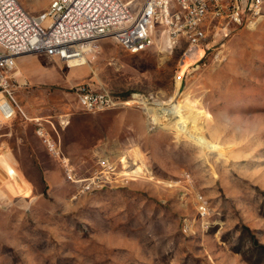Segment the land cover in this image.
Instances as JSON below:
<instances>
[{"label": "rangeland", "instance_id": "374dc122", "mask_svg": "<svg viewBox=\"0 0 264 264\" xmlns=\"http://www.w3.org/2000/svg\"><path fill=\"white\" fill-rule=\"evenodd\" d=\"M36 54L8 74L13 99L0 87V111L15 110L0 112V264H264V10L212 21L196 51L157 30L136 54L104 39L80 66ZM81 85L115 105L83 111ZM171 105L181 128H167ZM35 120L76 178L104 177L70 182Z\"/></svg>", "mask_w": 264, "mask_h": 264}, {"label": "built area", "instance_id": "2783aa9c", "mask_svg": "<svg viewBox=\"0 0 264 264\" xmlns=\"http://www.w3.org/2000/svg\"><path fill=\"white\" fill-rule=\"evenodd\" d=\"M263 10L264 0H143L137 10L123 0H51L44 11L35 14L24 7L22 0H0V87L13 99L6 90L8 74L21 56L44 53L66 65L78 64L107 38L122 50L136 54L151 46L157 30L166 33L173 44L179 38L185 39L190 50L196 51L206 45L212 21L240 23L243 17H254ZM77 102L83 111L91 113L115 105L106 92L91 90L89 85L77 87ZM4 111L5 118L15 113L10 104ZM35 123L44 148L61 163L70 182L86 191L104 177L100 173L76 178L60 141L51 133L55 131L52 123ZM98 166L106 174L113 170L107 159L99 160Z\"/></svg>", "mask_w": 264, "mask_h": 264}, {"label": "bare ground", "instance_id": "6f19581e", "mask_svg": "<svg viewBox=\"0 0 264 264\" xmlns=\"http://www.w3.org/2000/svg\"><path fill=\"white\" fill-rule=\"evenodd\" d=\"M167 46L169 47L170 45V42L167 41ZM79 62V61H78ZM84 63L83 59L80 60V62L78 64H75L74 62H70L67 66H80ZM7 102V101H6ZM8 103V102H7ZM9 104V103H8ZM125 105L126 104H129L127 102L124 103ZM180 105V104H179ZM162 109V108H161ZM182 110H183V107H179L178 105H171V106H168L167 108H163L162 109V112H163V115L165 117V120H167L168 122L166 123L168 127L172 126V127H175V128H181L180 127V124L178 122L179 119L182 118ZM1 112V111H0ZM2 113V112H1ZM6 114L7 112L2 113V115L4 117H6ZM148 114L149 116L151 117L152 120H156L157 119V115L155 112L151 111V110H148ZM148 116V115H147ZM182 122V121H180ZM186 124V123H185ZM186 126V125H185ZM188 131V130H187ZM127 167V166H126ZM142 171V170H141ZM140 172V168H137L134 173H139ZM3 197V195H2ZM1 198V196H0ZM2 202V201H1Z\"/></svg>", "mask_w": 264, "mask_h": 264}, {"label": "crops", "instance_id": "0c3cea01", "mask_svg": "<svg viewBox=\"0 0 264 264\" xmlns=\"http://www.w3.org/2000/svg\"><path fill=\"white\" fill-rule=\"evenodd\" d=\"M35 55H39L40 57H42L40 54H33L31 56H23V57H19L17 58L16 62L20 65V66H26V64L29 62V58L35 56ZM42 59V58H41ZM0 160H4V163L6 166L11 165L10 163V158L8 156L7 153L4 154H0Z\"/></svg>", "mask_w": 264, "mask_h": 264}]
</instances>
